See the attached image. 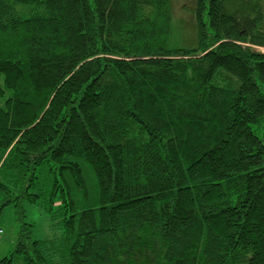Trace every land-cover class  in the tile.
I'll return each instance as SVG.
<instances>
[{"label": "trees", "instance_id": "16d2710c", "mask_svg": "<svg viewBox=\"0 0 264 264\" xmlns=\"http://www.w3.org/2000/svg\"><path fill=\"white\" fill-rule=\"evenodd\" d=\"M183 12L0 0V264H264V0Z\"/></svg>", "mask_w": 264, "mask_h": 264}, {"label": "rangeland", "instance_id": "374dc122", "mask_svg": "<svg viewBox=\"0 0 264 264\" xmlns=\"http://www.w3.org/2000/svg\"><path fill=\"white\" fill-rule=\"evenodd\" d=\"M173 10L176 16H186L183 12L188 7H192L194 0H172ZM26 220L33 224L32 238L43 239L61 233L60 229L52 228L51 221L44 210L37 205L25 204ZM18 223L15 219L14 209L8 206L0 215V259L7 255L14 244Z\"/></svg>", "mask_w": 264, "mask_h": 264}, {"label": "built area", "instance_id": "2783aa9c", "mask_svg": "<svg viewBox=\"0 0 264 264\" xmlns=\"http://www.w3.org/2000/svg\"><path fill=\"white\" fill-rule=\"evenodd\" d=\"M0 233H1V230H0Z\"/></svg>", "mask_w": 264, "mask_h": 264}]
</instances>
